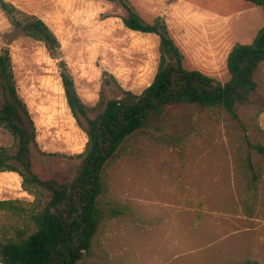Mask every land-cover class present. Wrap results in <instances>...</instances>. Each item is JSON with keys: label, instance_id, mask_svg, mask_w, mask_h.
<instances>
[{"label": "rangeland", "instance_id": "1", "mask_svg": "<svg viewBox=\"0 0 264 264\" xmlns=\"http://www.w3.org/2000/svg\"><path fill=\"white\" fill-rule=\"evenodd\" d=\"M125 1L144 21H165L187 69L221 82L230 77L231 47L264 27V9L248 0ZM2 2L16 18L42 19L58 50L16 28ZM124 14L117 0H0V54L8 51L34 122L33 161L41 177H71L87 142L67 105L60 60L90 117L101 110V97L121 95L117 85L140 93L153 80L159 38L126 28ZM255 79L264 95V61ZM239 117L252 140L264 142V111L253 106ZM243 130L222 111L195 104L171 106L145 121L104 168L98 204L106 217L77 264H264V159L248 147ZM0 146L15 149L1 126ZM0 200L29 208L34 197L16 172L0 171ZM25 221L0 208V236L23 229Z\"/></svg>", "mask_w": 264, "mask_h": 264}, {"label": "trees", "instance_id": "2", "mask_svg": "<svg viewBox=\"0 0 264 264\" xmlns=\"http://www.w3.org/2000/svg\"><path fill=\"white\" fill-rule=\"evenodd\" d=\"M117 1L125 9L121 19L126 28L159 38L157 69L151 83L140 93L117 85L121 95L101 97L98 103L101 110L90 117L65 62L59 61L67 105L87 136L71 177L43 178L35 171V125L17 92L10 55L7 50L0 54V126L15 140L13 152L0 146V171L16 172L22 179L23 189L34 197L29 208L19 200H0L1 209L26 217L23 229L0 236L1 264H77L89 249L100 221L106 217L98 204L105 166L123 141L145 121L161 118L171 106L195 104L206 110L222 111L241 124L246 144L264 159V142L253 141L239 117L241 109L253 106L264 111V95L258 91L255 79L256 70L264 61V27L250 42L231 47L226 58L230 77L221 82L184 66V55L160 16L151 23L146 22L125 0ZM248 1L264 9V0ZM1 6L12 16L16 28L41 40L51 52L58 50L57 37L42 19L16 18L12 7L5 2ZM246 263L259 264L254 260Z\"/></svg>", "mask_w": 264, "mask_h": 264}, {"label": "water", "instance_id": "3", "mask_svg": "<svg viewBox=\"0 0 264 264\" xmlns=\"http://www.w3.org/2000/svg\"><path fill=\"white\" fill-rule=\"evenodd\" d=\"M57 58H59V55L57 56Z\"/></svg>", "mask_w": 264, "mask_h": 264}]
</instances>
